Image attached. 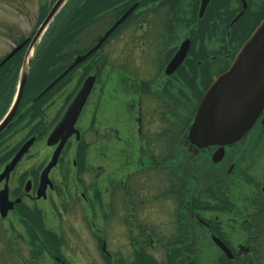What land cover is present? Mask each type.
Instances as JSON below:
<instances>
[{
    "label": "flooded vegetation",
    "instance_id": "flooded-vegetation-1",
    "mask_svg": "<svg viewBox=\"0 0 264 264\" xmlns=\"http://www.w3.org/2000/svg\"><path fill=\"white\" fill-rule=\"evenodd\" d=\"M263 18L264 0H0V264H98L105 225L124 253L101 241L105 264H264V111L233 144L189 137Z\"/></svg>",
    "mask_w": 264,
    "mask_h": 264
},
{
    "label": "water",
    "instance_id": "water-1",
    "mask_svg": "<svg viewBox=\"0 0 264 264\" xmlns=\"http://www.w3.org/2000/svg\"><path fill=\"white\" fill-rule=\"evenodd\" d=\"M83 101L74 103L71 118L78 114ZM263 109L264 19L239 48L227 71L205 92L189 137L200 146L232 144L250 130Z\"/></svg>",
    "mask_w": 264,
    "mask_h": 264
},
{
    "label": "rangeland",
    "instance_id": "rangeland-1",
    "mask_svg": "<svg viewBox=\"0 0 264 264\" xmlns=\"http://www.w3.org/2000/svg\"><path fill=\"white\" fill-rule=\"evenodd\" d=\"M141 74L143 73V70L140 71ZM160 203V201H156L154 204H155V208H157L158 204ZM170 205L168 204H165L164 202L162 203V208H161V205L158 206L157 208V212L156 213V216H151L150 220H153L155 222V219H160L161 221H163V223L169 227V223L172 221V218H171V215H172V210L169 208ZM155 217V218H154ZM112 227V226H111ZM101 229H103V233L101 234V237L98 236L97 239L96 237L95 238H91L90 237H87L85 239L86 241V247L89 249V250H92L90 249L91 247L93 248V244H94V251L95 253L97 254V258H98V264H105V260H102V253H101V241H102V247L104 246L105 250H109L111 252H120L121 256H124V253L121 249H117L116 246L117 245H114L113 242L111 241L112 239V233H110L109 231V228H107V225L101 227ZM79 234H83V231L80 233V231L78 232ZM120 246L121 243L119 242L118 243ZM93 251V250H92ZM78 259H81L83 262H87V260H90L91 256L90 255H83L82 252L79 251V255L78 256H75V258Z\"/></svg>",
    "mask_w": 264,
    "mask_h": 264
}]
</instances>
